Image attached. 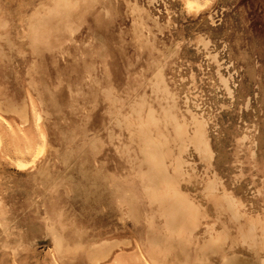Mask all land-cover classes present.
<instances>
[{"label": "rangeland", "instance_id": "374dc122", "mask_svg": "<svg viewBox=\"0 0 264 264\" xmlns=\"http://www.w3.org/2000/svg\"><path fill=\"white\" fill-rule=\"evenodd\" d=\"M185 1L0 0V264H151L150 244L157 264H264V0ZM142 99L193 229L146 194L163 174L131 116Z\"/></svg>", "mask_w": 264, "mask_h": 264}, {"label": "bare ground", "instance_id": "6f19581e", "mask_svg": "<svg viewBox=\"0 0 264 264\" xmlns=\"http://www.w3.org/2000/svg\"><path fill=\"white\" fill-rule=\"evenodd\" d=\"M192 2H193V0H191V1H189V0L187 1L186 0L185 3H184V7L186 9H189V7H188L189 4H191V5L194 4L195 5V2L194 3H192ZM59 6L60 7L62 6L65 9H70L71 8V6L69 4H67V3H64V4L61 5L60 2H59L57 5H55V7H59ZM189 11H190V9H189ZM198 11L199 10H197V12ZM49 32H50L49 31V28L47 27V29H45L44 33L49 36V34H50ZM33 33H35V32H33ZM160 78H162V75H160V74H158V75L155 76V79L158 80V81H159ZM165 89L169 92V90L167 89V86H165ZM170 96L172 97L171 93H170ZM145 104H146L145 99H142L141 102L138 105L135 106V109H137V110L139 109L140 112L139 113H135V112H137V110L136 111L134 110L135 112L134 111H131V116L136 115V114L138 116L137 122H135V124H136L135 126H136V129H139L137 131H138V135L141 136L140 140H141V143L143 144L142 151L145 154L146 161L150 164V167L153 168L157 173L163 174L159 178L157 176H154V175H150V176L144 178L143 181L147 180L148 182L153 183V185H159L160 184V186H163L162 188H159V189H161V192H157L155 188H150L146 184V188H145L146 194H147L148 198L151 201L161 202V203L162 202H174L176 204L178 203V204H181V205L184 206V210H188L189 212H191L192 214H194L195 208H193L191 206L190 202L184 196L179 195L178 192L172 191L173 187L176 185V181H175L174 178H168L167 177V174H166V168H167V166L165 165L164 160H163L164 159L163 158V153L160 151L161 145H160L159 142H155L151 138L150 132L148 130L149 129V126H148L146 117L145 118L143 117L142 111H141ZM36 118H38V116ZM127 121L129 122V120H127ZM173 125H174V127H176L175 129L177 130V133H178L179 136L184 135L183 134V128L181 127L180 124H178L177 119L174 120V122L171 124V127ZM176 130H175V132H176ZM173 132H174V130H173ZM40 149H41V146L39 147L37 153L35 155H33L34 157H33V160L32 161H34V159L37 158V154L39 153ZM21 161H22V159H21ZM21 161L18 160V161L15 162V165L18 168H23L24 167V166L22 167V162L24 160L22 162ZM176 161H177V159H176ZM175 162H173L171 164V166L174 167L173 168L174 169L173 172L175 174H177L178 172L181 171V168L179 166H177L179 164L176 165ZM209 185H206L205 187H208V188L211 187V184H209ZM229 198L226 200L227 203L228 202L230 203L233 200L232 198H230V199ZM125 200H126V198H125ZM229 205H228V207H230ZM180 213H181L180 212V209L177 210L175 208H171L167 212V215L171 219H176L177 217H181V216H182V218L183 217H187L186 214L184 215V213H182V214H180Z\"/></svg>", "mask_w": 264, "mask_h": 264}, {"label": "crops", "instance_id": "0c3cea01", "mask_svg": "<svg viewBox=\"0 0 264 264\" xmlns=\"http://www.w3.org/2000/svg\"><path fill=\"white\" fill-rule=\"evenodd\" d=\"M54 4V7H55V4H56V1L53 3ZM204 10L200 11V12H203ZM200 12H196V13H200ZM47 18H39V20L35 21V22H31L29 24V29L31 31V37L33 38V40H38L39 37H40V29H47V24L49 23L47 20ZM35 32V33H33ZM227 86V85H225ZM227 88V87H226ZM18 170V169H17ZM27 170V169H26ZM18 171H25V170H18ZM177 174L179 175H182L183 172H178ZM210 183L211 184V188H207L205 187V196L208 197L214 204L215 208L217 211H227L229 212V215H230V207H228L229 204L226 202V200L231 196L227 193H225L223 191V193L221 195H216V181L215 179H208L206 184ZM206 186V185H205ZM229 198V199H230ZM230 206V205H229ZM195 208V211H194V214L192 215H186L187 217H183L184 219V222H187L189 227L191 229L195 228L196 226V219L195 217L197 215H200V208L198 206L194 207ZM168 230L170 232V236L171 235H174L176 236L178 239L181 240L182 244L185 245V243L189 242V238L187 237V233H186V230L184 228H182L180 225H174L173 227L171 226H168ZM210 233H211V230H210ZM219 235H212L211 237V240L209 242V244L211 245H214V246H218L220 243H219ZM225 237V236H224ZM54 241H55V244H56V247L58 250H60L61 248H63L62 246V243H61V239L59 237H56L54 238ZM150 248H148V256H149V259H150V263L151 264H157V259L158 260H161V257L157 255L156 253V250L153 248V245H149ZM116 258V257H115ZM115 258L113 259V261L115 260ZM223 262L222 264H229V261L223 257ZM112 261V262H113Z\"/></svg>", "mask_w": 264, "mask_h": 264}, {"label": "snow or ice", "instance_id": "6c2138e0", "mask_svg": "<svg viewBox=\"0 0 264 264\" xmlns=\"http://www.w3.org/2000/svg\"><path fill=\"white\" fill-rule=\"evenodd\" d=\"M188 7H189V9L191 10V7H192V5H191V4H189V5H188Z\"/></svg>", "mask_w": 264, "mask_h": 264}]
</instances>
